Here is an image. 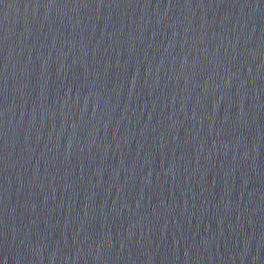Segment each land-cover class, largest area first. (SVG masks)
Here are the masks:
<instances>
[{
	"label": "water",
	"instance_id": "95a60500",
	"mask_svg": "<svg viewBox=\"0 0 264 264\" xmlns=\"http://www.w3.org/2000/svg\"><path fill=\"white\" fill-rule=\"evenodd\" d=\"M0 264H264V0H0Z\"/></svg>",
	"mask_w": 264,
	"mask_h": 264
}]
</instances>
